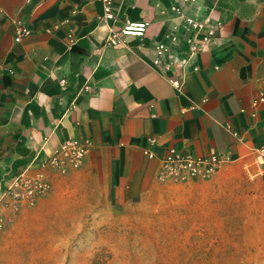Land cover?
I'll use <instances>...</instances> for the list:
<instances>
[{"label":"crops","instance_id":"obj_1","mask_svg":"<svg viewBox=\"0 0 264 264\" xmlns=\"http://www.w3.org/2000/svg\"><path fill=\"white\" fill-rule=\"evenodd\" d=\"M113 1L116 17L105 22L102 0H0V193L61 142L86 139L77 168H42L52 184L46 197L78 186L124 205L157 182L158 162L142 151L149 135L156 150L223 154L216 173L177 189L252 190L264 178V103L253 104L264 90V0ZM176 7L218 24L192 55L184 32L174 31L175 43L167 37L181 21ZM140 20L149 23L144 37L105 43L110 26ZM20 21L31 32L16 42ZM158 42L170 46L173 63H153Z\"/></svg>","mask_w":264,"mask_h":264},{"label":"rangeland","instance_id":"obj_2","mask_svg":"<svg viewBox=\"0 0 264 264\" xmlns=\"http://www.w3.org/2000/svg\"><path fill=\"white\" fill-rule=\"evenodd\" d=\"M261 183L197 192L157 181L124 205L65 185L15 213L0 264H264Z\"/></svg>","mask_w":264,"mask_h":264},{"label":"built area","instance_id":"obj_3","mask_svg":"<svg viewBox=\"0 0 264 264\" xmlns=\"http://www.w3.org/2000/svg\"><path fill=\"white\" fill-rule=\"evenodd\" d=\"M102 1L103 10L99 19L105 22L113 21L116 17L114 1ZM174 10L179 12L177 7ZM179 16L181 18L180 23L173 26L172 32L167 37L172 43H175L179 38L174 31L184 32L190 55L196 53L205 43L215 37L218 24L213 22L210 15L204 18H196L179 12ZM148 25V21L140 20L127 21L119 28L110 26L105 43L110 46H119L124 44V39L127 36L142 38L146 34ZM30 32L31 30L27 24L20 21L15 28L14 40L18 42ZM154 51V64H159L165 56H168L173 63L174 53L167 43H156ZM167 67H169V64H167ZM170 81L175 88H181V81L178 78ZM61 82H64V79H61ZM258 103H264V90L260 91L253 100L254 105ZM157 145V138L149 135L146 137V146L143 147L142 151L149 159L157 160L158 168L155 178L159 182L183 183L207 178L219 170L225 159L221 152L215 150H210L205 155H194L170 144L159 145L157 150L153 149ZM90 146L91 142L86 139H67L46 155L38 170L30 172L25 168L14 175L0 193V234L11 223L15 213L20 208L25 205H33L40 197L50 192L52 184L42 168L50 166L60 173H66L70 169L77 168L82 163ZM258 150L261 156V171L264 174V146H261Z\"/></svg>","mask_w":264,"mask_h":264}]
</instances>
